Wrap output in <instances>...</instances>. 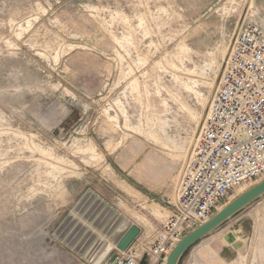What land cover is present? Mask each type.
Instances as JSON below:
<instances>
[{
	"label": "rangeland",
	"instance_id": "obj_1",
	"mask_svg": "<svg viewBox=\"0 0 264 264\" xmlns=\"http://www.w3.org/2000/svg\"><path fill=\"white\" fill-rule=\"evenodd\" d=\"M243 22L264 29V0H0V264H110L150 243L141 218L165 206ZM191 250L264 264V195Z\"/></svg>",
	"mask_w": 264,
	"mask_h": 264
},
{
	"label": "built area",
	"instance_id": "obj_2",
	"mask_svg": "<svg viewBox=\"0 0 264 264\" xmlns=\"http://www.w3.org/2000/svg\"><path fill=\"white\" fill-rule=\"evenodd\" d=\"M264 179V29L243 22L212 95L198 142L174 186L162 199L170 214L143 248H131L110 264L166 262L175 245L208 221L229 194ZM142 251V252H141Z\"/></svg>",
	"mask_w": 264,
	"mask_h": 264
},
{
	"label": "water",
	"instance_id": "obj_3",
	"mask_svg": "<svg viewBox=\"0 0 264 264\" xmlns=\"http://www.w3.org/2000/svg\"><path fill=\"white\" fill-rule=\"evenodd\" d=\"M262 195H264V179L225 205L221 210L216 212L208 221L200 225L197 229L184 236L170 251L165 264H178L182 256L190 248L196 245L200 240L210 234L230 217L235 215L237 212ZM133 231V228H131L127 236H131Z\"/></svg>",
	"mask_w": 264,
	"mask_h": 264
},
{
	"label": "crops",
	"instance_id": "obj_4",
	"mask_svg": "<svg viewBox=\"0 0 264 264\" xmlns=\"http://www.w3.org/2000/svg\"><path fill=\"white\" fill-rule=\"evenodd\" d=\"M164 179V177H160V178H156V177H152L150 180H146L147 182H145L146 183V185L147 186H149V189H148V191H151V193H153V194H155V195H160V193H162L163 191H164V187H165V185H166V181L165 180H163ZM173 197H174V188H171V187H169V189L167 190H165V192H164V196H163V198L162 199H164V198H168V199H170L171 201L173 200ZM161 199V200H162ZM146 200H148V199H146ZM146 202V201H145ZM151 202V201H150ZM153 204V203H152ZM154 206L156 205V204H153ZM157 206L159 207L158 209H153V210H151V211H154L153 213H152V217H150V219H147V218H141L139 215H137L136 214V216L137 217H139V218H141L142 219V221L143 222H145V224H144V226H142V228H140V229H144V230H146L145 231V233L147 232V230H149V232L147 233V234H145L144 232V234L143 235H145V236H148V235H150V234H152V233H154L158 228H159V225L166 219V217L170 214V208L169 207H165V206H160V205H158L157 204ZM227 221V220H226ZM135 223V222H134ZM225 223V222H224ZM128 226H130L131 225V223H129L128 222V224H127ZM222 225V224H221ZM220 225V226H221ZM219 226V227H220ZM144 227V228H143ZM218 228V227H217ZM216 228V229H217ZM213 231H215V230H213ZM212 231V232H213ZM211 232V233H212ZM210 233V234H211ZM210 234H208V235H210ZM207 235V236H208ZM207 236H205L204 238H206ZM149 237V236H148ZM203 238V239H204ZM202 239V240H203ZM202 240H200V241H202ZM199 241V242H200ZM228 247V246H227ZM225 248V247H224ZM223 248V250H225ZM192 249V248H191ZM190 249V250H191ZM232 250H234L235 248L234 247H232L231 248ZM190 250H188V251H190ZM200 252H202L203 250H199ZM227 251H229V250H227ZM224 252V251H223ZM234 252H237L236 250H234ZM188 254V253H187ZM186 254V255H187ZM185 255V254H184ZM183 255V256H184ZM185 255V256H186ZM220 254L218 253V258L221 260V261H224V259H222V257L221 256H219ZM182 256V257H183ZM201 254H197V252L196 251H193V250H191L190 251V253L188 254V256H187V259L184 261V262H182V264H197L196 262H198L200 259H201ZM200 258V259H199ZM182 259V258H181ZM178 264H180V263H178Z\"/></svg>",
	"mask_w": 264,
	"mask_h": 264
},
{
	"label": "bare ground",
	"instance_id": "obj_5",
	"mask_svg": "<svg viewBox=\"0 0 264 264\" xmlns=\"http://www.w3.org/2000/svg\"><path fill=\"white\" fill-rule=\"evenodd\" d=\"M165 264V263H164Z\"/></svg>",
	"mask_w": 264,
	"mask_h": 264
}]
</instances>
